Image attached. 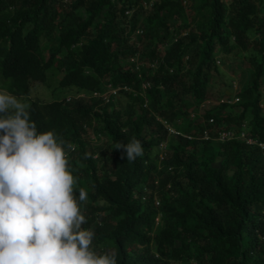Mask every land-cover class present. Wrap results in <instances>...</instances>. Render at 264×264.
Listing matches in <instances>:
<instances>
[{"label":"trees","instance_id":"obj_1","mask_svg":"<svg viewBox=\"0 0 264 264\" xmlns=\"http://www.w3.org/2000/svg\"><path fill=\"white\" fill-rule=\"evenodd\" d=\"M221 54L246 65L238 103L219 102ZM263 84L264 0H0V90L71 146L91 247L118 264H264V150L216 140L246 123L264 143ZM133 138L129 162L114 145Z\"/></svg>","mask_w":264,"mask_h":264},{"label":"clouds","instance_id":"obj_2","mask_svg":"<svg viewBox=\"0 0 264 264\" xmlns=\"http://www.w3.org/2000/svg\"><path fill=\"white\" fill-rule=\"evenodd\" d=\"M117 90L109 89L101 97L106 99ZM235 93L232 99L219 102L238 103ZM87 97L91 96L83 92L67 94L65 101ZM247 127L241 124L237 136L233 131L217 132L216 140L238 139L264 150V143L247 137ZM208 137L205 131L204 139ZM166 144L162 142L157 151L159 162L166 157ZM142 145L133 138L117 142L114 149L121 159L134 162L144 155ZM66 147L71 146L53 130H38L28 106L17 95L0 90V264H118L115 251L98 254L91 247L95 232L83 226L87 218L81 208L88 193L74 187Z\"/></svg>","mask_w":264,"mask_h":264},{"label":"rangeland","instance_id":"obj_3","mask_svg":"<svg viewBox=\"0 0 264 264\" xmlns=\"http://www.w3.org/2000/svg\"><path fill=\"white\" fill-rule=\"evenodd\" d=\"M220 58L223 61L217 65L222 70V72L225 74L226 78L227 79L230 78L232 92H234V90L237 91L239 89V82H238L239 78H238V76L240 75V70L242 68H244L246 65L242 64L233 54H224V55L221 54ZM220 58H218V59H220ZM212 80L213 81L211 82V86H214V88H216L218 90L219 89V88H217L218 86H215L216 83L218 84V80H219L218 77L216 75H214ZM221 88H223V86ZM32 94L33 95H31V98H37V99L42 100V101H48L50 99L49 94L46 93L43 88L36 87L32 91ZM212 100L214 101V99H212ZM208 104L209 103H207V105ZM200 107H204V104L201 105ZM200 113L202 114V112H200ZM87 138H88L87 140L90 141L92 143V145L98 144L101 142L100 140L97 141V137L93 134H89V136ZM160 165H162V164H160ZM156 221H158V219Z\"/></svg>","mask_w":264,"mask_h":264},{"label":"built area","instance_id":"obj_4","mask_svg":"<svg viewBox=\"0 0 264 264\" xmlns=\"http://www.w3.org/2000/svg\"><path fill=\"white\" fill-rule=\"evenodd\" d=\"M223 137V136H222Z\"/></svg>","mask_w":264,"mask_h":264}]
</instances>
